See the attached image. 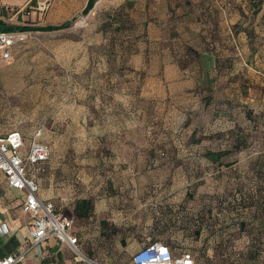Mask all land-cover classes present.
Here are the masks:
<instances>
[{
    "label": "crops",
    "instance_id": "0c3cea01",
    "mask_svg": "<svg viewBox=\"0 0 264 264\" xmlns=\"http://www.w3.org/2000/svg\"><path fill=\"white\" fill-rule=\"evenodd\" d=\"M88 1L53 0L45 23L29 28L71 22V18L83 14ZM0 4L5 9L19 7L15 14L24 9V0H0ZM108 10H111L113 30H122L126 35L119 43L134 46L124 53L126 57L122 61L128 66L130 78L135 80L136 87L129 89L133 99L130 103L108 104L109 110H117L115 114L120 121L116 122L123 123V116L128 114H146L147 110L152 113L151 109L157 108L175 109L170 103L176 95L185 98L186 110L214 111L204 125V133L198 132V125H191L193 129L184 135V141L193 143L205 139L211 146L214 142L219 144V148L210 149L206 145L198 151L216 159L219 168L229 169L235 188L244 191L239 196L223 186L217 199L209 198L206 206L195 213L191 199L186 197H191V189H184L183 202L173 205L182 208V215H170L171 220L183 222L181 229H175L183 242L174 245L153 237L145 245L160 241L173 255L190 252L194 264H214L206 259L211 258L213 250L202 249L201 238H212L218 233L231 241L247 238V242L239 245L232 241L229 249H220L221 260L217 264L236 261L264 264V0H94L87 14L92 17L96 12ZM34 13L29 11L27 15ZM0 22V25L25 27L23 23ZM30 31L53 32L2 31L15 35L10 57L0 56V60L11 61L13 51L29 39ZM111 40L117 42L115 38ZM144 79H151V85L162 91L161 96L155 90L147 92V104L142 101L147 91ZM124 87L119 92L129 95ZM148 118L152 124L160 120L152 115ZM157 126H153L154 130ZM38 130L30 138L20 132L27 143ZM8 131L0 123V136ZM224 158L230 160L224 161ZM45 167V173L38 179V195L51 203L56 212L72 219L71 232L78 238L82 255L92 264H128L127 228L116 225L110 209H101V203L91 196L81 195L71 200L62 195L57 167L50 157ZM257 170L263 175L260 182L263 196L258 201L255 196ZM110 186L108 189L104 184L100 191L104 197L112 193ZM22 200V192L9 189L0 172V227L7 229L0 233V259L25 249L30 217L21 211ZM257 236L261 238L258 243L254 240ZM15 264L91 263L75 258L66 244L51 237L40 244L39 252L29 251L23 261Z\"/></svg>",
    "mask_w": 264,
    "mask_h": 264
},
{
    "label": "rangeland",
    "instance_id": "374dc122",
    "mask_svg": "<svg viewBox=\"0 0 264 264\" xmlns=\"http://www.w3.org/2000/svg\"><path fill=\"white\" fill-rule=\"evenodd\" d=\"M18 9L1 6L0 20L25 27L45 23L48 11L24 8L15 14ZM26 10L35 13L27 15ZM110 11L96 12L92 17L80 13L63 30L30 31L29 39L13 51L11 61L0 60V123L27 138L34 130H41L39 140L51 149L50 161L57 167L61 194L71 200L91 196L101 203V209H110L114 223L127 228L129 261L150 238L174 245L183 242L175 230L181 229L183 222L173 221L171 216L183 213L173 205L183 202L184 189H191V197H186L191 199L195 213L209 198L217 199L223 186L239 196L244 191L235 188L229 169L219 168L216 159L198 151L211 143L205 139L184 141V135L193 129L191 125H198V132L204 133L214 111L186 110L185 98L176 95L170 103L175 109L128 114L123 116V123L116 122L120 121L117 110H109L108 104L133 99L129 89L136 87L135 80L122 61L124 53L134 46L119 43L126 35L113 30ZM144 82L147 91L142 101L147 104V92L155 90L161 96L162 91L151 85V79ZM122 86H127L124 88L129 95L119 92ZM149 115L160 119L153 121L158 125L156 130ZM135 118L138 120L133 121ZM217 147L214 142L210 149ZM255 177L258 201L263 196V175L257 170ZM104 184H110L112 191L105 197L100 192ZM213 236L202 237L201 248L213 250L206 259L214 264L221 260L220 249H229L234 241L239 245L247 242V238L232 242L218 233ZM254 240L258 243L261 238Z\"/></svg>",
    "mask_w": 264,
    "mask_h": 264
},
{
    "label": "built area",
    "instance_id": "2783aa9c",
    "mask_svg": "<svg viewBox=\"0 0 264 264\" xmlns=\"http://www.w3.org/2000/svg\"><path fill=\"white\" fill-rule=\"evenodd\" d=\"M53 0H24V8L46 13ZM1 9V4H0ZM14 33L0 32V56L8 59L11 55V43ZM41 131L35 132L34 137L27 143L20 131L13 129L0 136V172L5 178L9 189L22 192L21 211L29 215L27 223L28 236L25 239V249L0 259V264H15L25 259L29 251L39 252L40 244L48 238H55L64 243L74 254L75 258L86 260L79 248L77 236L71 232V218L56 212L54 206L44 202L38 195V179L46 171V163L51 149L38 140ZM7 232L4 226L0 233ZM128 264H194L190 252L173 255L162 242H154L138 248ZM234 264H243L235 262Z\"/></svg>",
    "mask_w": 264,
    "mask_h": 264
},
{
    "label": "trees",
    "instance_id": "16d2710c",
    "mask_svg": "<svg viewBox=\"0 0 264 264\" xmlns=\"http://www.w3.org/2000/svg\"><path fill=\"white\" fill-rule=\"evenodd\" d=\"M93 1L94 0H89L87 3V6L84 8L83 10V14H87V12L91 9L92 5H93ZM71 22H67V23H63L61 25H50V26H45V27H40V28H32L30 29L29 27H15L12 25H7V24H1L0 25V32L2 31H13V30H40V31H53V30H59V29H63V28H67L68 26H70ZM160 242V241H159ZM164 244V243H163ZM241 262V261H239ZM235 263V262H234ZM233 263V264H234ZM243 263V262H242ZM244 264V263H243Z\"/></svg>",
    "mask_w": 264,
    "mask_h": 264
},
{
    "label": "water",
    "instance_id": "95a60500",
    "mask_svg": "<svg viewBox=\"0 0 264 264\" xmlns=\"http://www.w3.org/2000/svg\"><path fill=\"white\" fill-rule=\"evenodd\" d=\"M1 23V22H0Z\"/></svg>",
    "mask_w": 264,
    "mask_h": 264
}]
</instances>
